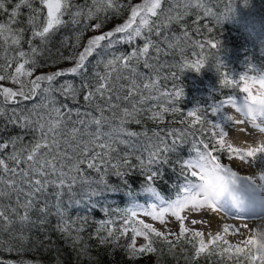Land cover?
Masks as SVG:
<instances>
[{"label": "snow or ice", "instance_id": "snow-or-ice-1", "mask_svg": "<svg viewBox=\"0 0 264 264\" xmlns=\"http://www.w3.org/2000/svg\"><path fill=\"white\" fill-rule=\"evenodd\" d=\"M213 15L206 0H0V251H51L48 232L54 231L69 242L77 260H92L94 240L144 264H159L165 254L185 264L201 257L210 264H264L259 228L232 242L229 236H244L239 227L224 223L221 231L206 234L195 228L201 219H190L222 213L217 202L238 181L216 153H226L233 167L264 153V142L237 146L201 107L183 113L177 106L183 88L173 85L169 91L164 83L176 78L165 69L199 72L207 61L205 48L219 49V40L196 38L202 35L201 18ZM113 19L119 22L108 28ZM90 30L98 34L83 42ZM189 49L197 59L189 61ZM94 55L100 59L90 71ZM168 55L179 56V64L161 59ZM62 62L70 66L56 67ZM249 71L260 74L220 73L222 88H238L244 95H229L210 110L216 114L230 105L244 119L231 114L227 119L248 122L264 134V97L253 93L264 88V70L250 65ZM189 138L195 156L177 161L184 182L168 199L156 181ZM131 175L144 177L140 191L130 186ZM119 192L128 197L124 208L101 203ZM141 195L147 203L137 199ZM230 195L239 206V194L231 190ZM85 206L99 208L105 218L70 214ZM170 218L178 230L167 227ZM34 229L42 239L34 238ZM0 264L39 262L21 257Z\"/></svg>", "mask_w": 264, "mask_h": 264}, {"label": "trees", "instance_id": "trees-1", "mask_svg": "<svg viewBox=\"0 0 264 264\" xmlns=\"http://www.w3.org/2000/svg\"><path fill=\"white\" fill-rule=\"evenodd\" d=\"M77 2L82 3L83 0H77ZM206 2L215 15L201 18L202 35L196 38L204 39V37H210L213 40H219L221 42L219 49L205 48L207 61L205 67L199 72L193 69H181L179 66L165 69L166 75L175 73L176 78L173 80L169 77V80L164 83L169 91L172 90L173 85L183 88L184 95L177 103L183 113L186 114L187 111L193 108L201 107L207 110L208 119L213 123V117L210 113L211 106L219 104L229 95L236 96L241 93L238 88H222L219 83L220 73L227 72L233 78H238L240 74L245 72L249 75L260 74L259 72H250V65L264 70V0H206ZM192 19V17L188 18L187 23L189 25L192 24ZM118 22V19H113L107 27L111 28L113 23ZM204 25H208L213 31L208 33L203 28ZM90 31L85 33L83 42L89 38ZM63 34L62 32L60 35ZM58 39L59 36L57 37ZM127 47L126 45H118L117 49L126 51ZM192 51V49L187 51L189 61L197 59V56L192 55ZM195 51L198 53L199 49ZM67 54L68 52L65 50V55ZM98 59H100V56L94 55L90 58L88 65L90 71ZM161 59L177 64L180 62V57L174 55L162 56ZM68 66H70L68 62H62L56 67L66 68ZM47 70L51 71L53 69ZM68 78L72 79V77ZM168 119L171 118L169 117ZM163 126H167V123ZM148 127L152 128L155 125L149 123ZM131 128L133 130H141L142 126L131 125ZM10 131L14 133L17 130ZM216 154L220 157L228 156L224 152ZM194 156L195 152L192 151L191 138H189V142L180 145L177 152L172 155V162L161 168V178L156 181V187L166 198L173 199L176 197L178 186L184 182L183 176L180 175V164L177 161L182 162ZM128 179L130 186L134 190L140 191L144 184V177L131 175ZM111 181L113 184L119 183L116 177H111ZM137 199L142 203L148 202V198L143 195L138 196ZM128 202V197L123 192L108 194L106 200L101 199V203L111 205L113 208H124ZM70 214L73 217L87 214L90 216V221L91 219L105 218L99 208L92 210L86 206L73 207L70 210ZM89 231H92V229L89 228ZM33 236L34 238L42 239L44 234L34 229ZM48 236L51 239V251L45 250L43 247L38 248L36 251H27L19 255L0 251V260L19 261L23 257L25 260L38 261L39 264H144L143 260L129 261L122 250L98 246L94 240L90 241L93 244L91 248L92 260L83 257L77 260L76 253L69 247V242L54 231H49ZM153 259L156 258L154 257ZM159 264H185V261L179 256L173 257L165 254L159 257ZM196 264H210V262L206 258L201 257L196 261Z\"/></svg>", "mask_w": 264, "mask_h": 264}, {"label": "rangeland", "instance_id": "rangeland-1", "mask_svg": "<svg viewBox=\"0 0 264 264\" xmlns=\"http://www.w3.org/2000/svg\"><path fill=\"white\" fill-rule=\"evenodd\" d=\"M94 34H98L94 31H90V36ZM86 42V41H85ZM48 71V70H47ZM243 93H240L238 98L243 97ZM225 111H219L216 114H213L211 111V115L213 117V123L219 124L221 128L230 135V140L233 141L237 146H244L246 144H252V143H259L262 142L261 137L264 136V134L258 133L257 130H255L252 125L248 122L241 125H235L233 120L227 119L228 115H233L235 118L238 119H244L243 116H241L239 113L235 112V109H233L230 105H224ZM242 129H247L246 132L241 131ZM221 161L226 163V166L231 167L232 171L237 173L238 181L235 185L230 186V191L225 192L224 194L227 197L231 198L230 192L231 190H235L239 196L241 205L243 209H252V214L255 212L251 217L247 218H233V220L236 222L235 225L241 229V231L244 233V236L242 237H233L229 236L228 239L232 242H236L237 239H243L246 238V236L252 231L253 229H256L257 227L264 226V212L263 214L260 213V208L257 206L258 204H264V180L260 179L261 175H264V173H259L258 169L264 168V153L258 154L255 158H249L245 163L238 162V165L235 167L232 166L231 161L229 160V157H221ZM263 189H262V188ZM145 220L147 223H153L155 227L158 229L164 230V226H161L159 222H154L151 220L150 217H141ZM191 218L201 219L203 222L200 224L195 225V228L197 230H202L206 234L208 232H212L211 228L209 226V223L207 222L208 214L207 212L203 216H197L193 214ZM172 221L167 227H170L171 230L176 231L177 229V223L174 222V218H170ZM189 223L186 221V224ZM247 227H244V226ZM222 230V229H221ZM218 230V231H221ZM212 233H215L213 231ZM142 239H138V243H142Z\"/></svg>", "mask_w": 264, "mask_h": 264}, {"label": "bare ground", "instance_id": "bare-ground-1", "mask_svg": "<svg viewBox=\"0 0 264 264\" xmlns=\"http://www.w3.org/2000/svg\"><path fill=\"white\" fill-rule=\"evenodd\" d=\"M258 171L259 173H264V168H260L258 169ZM232 205H233L232 199L225 197V195L223 194L220 197L219 201L217 202V207L222 210V213L207 212L208 214L207 222L209 223L212 232L221 230L224 223L230 225L236 224V222L231 221L233 220L232 219L233 216L230 215ZM259 208L260 210H262V212H264V204H260Z\"/></svg>", "mask_w": 264, "mask_h": 264}, {"label": "clouds", "instance_id": "clouds-1", "mask_svg": "<svg viewBox=\"0 0 264 264\" xmlns=\"http://www.w3.org/2000/svg\"><path fill=\"white\" fill-rule=\"evenodd\" d=\"M253 93L254 95H256L257 97H264V88H260V87H255L253 89ZM264 142V141H262ZM261 230V232H264V226H260V227H257ZM256 228V229H257ZM256 229H253V233H255ZM261 239H264V235L261 236Z\"/></svg>", "mask_w": 264, "mask_h": 264}]
</instances>
